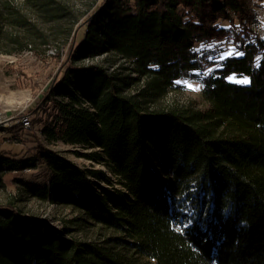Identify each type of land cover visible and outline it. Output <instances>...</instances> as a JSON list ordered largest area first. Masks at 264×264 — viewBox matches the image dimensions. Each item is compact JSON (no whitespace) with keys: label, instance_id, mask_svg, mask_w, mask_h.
<instances>
[{"label":"trees","instance_id":"trees-1","mask_svg":"<svg viewBox=\"0 0 264 264\" xmlns=\"http://www.w3.org/2000/svg\"><path fill=\"white\" fill-rule=\"evenodd\" d=\"M13 3L0 0L2 53L38 47L31 16L68 21L59 0ZM255 7L264 12V0L94 3L43 92L6 126L21 137L0 146V187L11 172L20 190L0 203V264H264V33L250 26ZM230 45L244 56L218 62ZM233 73L250 83L230 82ZM190 81L204 108L168 100ZM44 143L89 149L73 153L105 170ZM28 198L75 215L54 225L16 205ZM79 228L94 236L75 237Z\"/></svg>","mask_w":264,"mask_h":264},{"label":"rangeland","instance_id":"rangeland-1","mask_svg":"<svg viewBox=\"0 0 264 264\" xmlns=\"http://www.w3.org/2000/svg\"><path fill=\"white\" fill-rule=\"evenodd\" d=\"M59 1L67 4L70 10L69 13L63 16L68 21L65 19L54 21L52 18L46 19L31 16V22L37 28L32 37L36 38L38 47L13 55L0 51V134L2 133L4 136L0 135L1 147L9 142H17L20 139V132H11L7 130L6 126H15L18 123L19 116L24 114L28 107L34 103L36 96L43 92L44 86L58 69L69 43L70 35L75 33L76 25L91 11L97 0ZM13 4L19 9H24L25 7L22 4V0H14ZM251 13L252 17L256 13L259 20L264 23V12L261 8L255 7ZM7 28H11L13 33L23 34L21 26L12 27L9 25ZM3 41L6 42V40ZM100 60L101 57H98L91 61L100 62ZM236 78L242 79L243 77ZM188 84H191L192 88H189ZM188 84L185 89L179 92L169 93L168 100L172 101L175 99L184 104H192L194 107L204 108L206 103L201 97L199 90H194L197 84L191 81ZM30 132L33 134L32 130ZM44 144L48 148L68 157L82 168L105 170L103 164L73 153V150L88 152L89 149L72 147L62 143ZM13 174L15 173L8 172L5 175L7 187H0V203L11 199L20 190L19 187L14 186L11 182ZM16 205L24 213L48 218L57 226H60L63 221L69 220L75 215L74 211L69 209V207L56 206L36 198L18 201ZM73 235L80 239H87L88 237H93L94 232L88 228H79L78 230H73Z\"/></svg>","mask_w":264,"mask_h":264},{"label":"snow or ice","instance_id":"snow-or-ice-1","mask_svg":"<svg viewBox=\"0 0 264 264\" xmlns=\"http://www.w3.org/2000/svg\"><path fill=\"white\" fill-rule=\"evenodd\" d=\"M262 26H264V23H262ZM228 27H230V26H228ZM237 27H239V26H237ZM220 43H222V42H220ZM214 46H215V45H213V44H209V45H207L206 47H208V48H212V47H214ZM204 47H205V45H201V48H204ZM242 56H244V52H242V51H237V48H236L235 46H231V45H230V46L227 48L226 51L222 52L219 56L215 57V59L219 62V61H224V60H226V59H228V58H230V57H237V58H238V57H242ZM208 59H209V60H213L214 57H212V56H208ZM259 61H260V58L257 57V58H256V66H257V67L260 66ZM216 67H217V68H221V67H223V65L220 64V63H217V64H216ZM212 71H213V69H212V68H209V69H207L203 74H204V75H208V74H210ZM227 79H228L230 82H233V83H240V84H248V83H250V80H249L247 77H243L242 79H237L234 73L232 74V76L227 77ZM177 83H179V82H177ZM188 87H189V88H192V85H191V84H188ZM199 87H201V86H200V85H197V87H196L194 90H199ZM187 227H188V225L185 224V225H184V228H187Z\"/></svg>","mask_w":264,"mask_h":264},{"label":"built area","instance_id":"built-area-1","mask_svg":"<svg viewBox=\"0 0 264 264\" xmlns=\"http://www.w3.org/2000/svg\"><path fill=\"white\" fill-rule=\"evenodd\" d=\"M253 32L257 35L264 33V28L262 26V20H259L258 15L255 13L252 17L251 24H250ZM23 121L27 125V117L23 116Z\"/></svg>","mask_w":264,"mask_h":264}]
</instances>
